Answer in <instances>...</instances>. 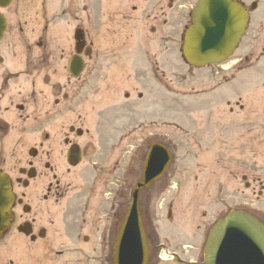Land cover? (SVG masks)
<instances>
[{
  "label": "flooded vegetation",
  "instance_id": "obj_1",
  "mask_svg": "<svg viewBox=\"0 0 264 264\" xmlns=\"http://www.w3.org/2000/svg\"><path fill=\"white\" fill-rule=\"evenodd\" d=\"M233 1L248 23L232 55L212 65L207 89L230 113L229 96L241 85L222 86L247 72L264 79V0ZM197 2L0 0V172L6 177L0 192L9 199L0 264L113 263L146 155L152 144H165L160 125L166 115L144 110L136 123L134 102L102 106L101 98H87L88 91L114 86L104 85L110 71L106 60L123 62L135 48L130 71L144 74L143 81L153 77L165 90L177 89L183 76L169 59L182 56ZM134 90L132 96L142 100L144 94ZM241 100L234 102L240 110ZM218 115L212 108V118L223 122L212 133L223 136L230 151L223 159L229 183L243 185L226 196L237 200L235 209L264 225V115L244 114L232 122L231 114ZM122 119L130 120L132 129L119 130ZM164 183L161 177L152 186ZM153 194L149 188L140 191L139 208L152 249L150 264H162L163 244L147 225L156 214ZM175 255L171 264L197 263Z\"/></svg>",
  "mask_w": 264,
  "mask_h": 264
},
{
  "label": "rangeland",
  "instance_id": "obj_2",
  "mask_svg": "<svg viewBox=\"0 0 264 264\" xmlns=\"http://www.w3.org/2000/svg\"><path fill=\"white\" fill-rule=\"evenodd\" d=\"M135 51L136 48L123 62L109 57L106 60L107 64H104L110 67L105 77L108 81L104 85L112 83L115 85L108 90H89L87 98L91 100L101 98L102 106L112 105L120 108L122 103L128 104L124 100L127 93L130 94V99H135L137 97L132 96L133 89L143 91V86L144 90L147 89L144 91L145 99H143L146 104L156 98L166 107L165 115L168 121L160 127L161 130L164 129V143L172 151L173 161L163 176L164 185L149 188L154 194L159 190L161 192L159 196L153 194L152 207H155L156 214L147 220V225L149 229H156L163 244L160 245L161 255L164 258L162 264H171V256L175 253L186 260L196 261V264H203L204 245L209 229L229 207L235 208L237 203L235 198L228 200L227 190L237 191L239 187L243 189L239 181L229 183L223 159L227 158L230 151L225 144V138L219 133L216 136L212 133L216 129L215 125L218 130L223 125L221 118L216 120L212 118V108L217 109L220 114L218 117L222 114H231V122L244 114L264 115V79L247 72L222 86L221 89L230 87L232 90L241 85L237 90L239 92L233 91L229 96L234 110L230 113L229 107L223 106L222 101L218 102L216 97L213 100L212 97L216 96V93L214 96L199 93L202 90L207 92L212 84L209 78L212 66L191 67L179 56V53H174L172 60L169 61L173 66L181 69L183 83L177 89H173L179 91V94L173 92L171 95L163 86L155 82L153 77H150L149 81H143L144 74L132 76L130 70L137 52ZM115 72L117 73L114 74ZM170 78L171 75H168V83ZM238 96H242L241 102L244 104L242 110L234 105ZM139 107L141 108L139 111L150 110L142 108L141 102ZM122 120L124 122L118 123L119 130L132 129L133 125L127 123L129 120ZM137 120L136 117L135 122ZM56 125L61 124L56 123ZM156 132H159L158 127ZM237 134L238 132H234L233 137L235 138ZM151 222L153 226H150Z\"/></svg>",
  "mask_w": 264,
  "mask_h": 264
},
{
  "label": "water",
  "instance_id": "obj_3",
  "mask_svg": "<svg viewBox=\"0 0 264 264\" xmlns=\"http://www.w3.org/2000/svg\"><path fill=\"white\" fill-rule=\"evenodd\" d=\"M184 38V57L198 67L222 62L234 50L247 24L245 12L233 0H199ZM169 151L153 144L134 190V199L121 224L114 250V264H147L148 241L143 229L138 195L164 173ZM3 177L0 175V180ZM8 199L0 192V211ZM205 264H264V226L245 211L232 210L210 229Z\"/></svg>",
  "mask_w": 264,
  "mask_h": 264
}]
</instances>
